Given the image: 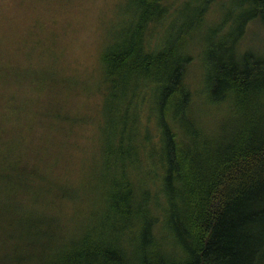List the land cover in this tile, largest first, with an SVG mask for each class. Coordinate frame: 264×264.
<instances>
[{
  "label": "trees",
  "instance_id": "1",
  "mask_svg": "<svg viewBox=\"0 0 264 264\" xmlns=\"http://www.w3.org/2000/svg\"><path fill=\"white\" fill-rule=\"evenodd\" d=\"M41 1L0 11V264H264V0H123L88 70Z\"/></svg>",
  "mask_w": 264,
  "mask_h": 264
},
{
  "label": "rangeland",
  "instance_id": "2",
  "mask_svg": "<svg viewBox=\"0 0 264 264\" xmlns=\"http://www.w3.org/2000/svg\"><path fill=\"white\" fill-rule=\"evenodd\" d=\"M8 1L9 0H0V11L6 9ZM11 3L12 1H10L9 5ZM124 5L125 1L123 0H43L39 3L37 10L42 12L39 14L41 26L33 32L41 37H45L48 33V29L53 26V30H50L48 36L52 40L65 43L67 36H70L72 40L71 45H75L74 51L71 50L72 53L70 54L74 55L76 60L80 63L79 66L88 70L92 67L91 64L95 54V44L99 45L100 41L101 44L105 42L108 36L107 31L115 25L113 24L115 18L118 19ZM195 6L196 2H193V0H183L180 6L177 7L180 14L177 13L174 19L172 16L169 22V32L167 33L173 36V25L175 27L185 25L187 20L182 17V15L188 10L192 11L195 9ZM34 20L35 18L29 20L26 26L30 28ZM52 21H56V23L53 25ZM44 26L48 28L45 31L43 30ZM257 29L255 33L253 30L251 31L247 38V42L250 46L264 47V32L260 26ZM100 31L102 32L100 33ZM60 34H63L62 38ZM97 55L98 51L96 53V56ZM70 58L73 59L72 57ZM34 207L39 208L40 206L36 205ZM35 214L41 217L50 216L52 220L48 221L46 224L55 226L56 228L60 227L63 229L64 233L68 232L69 226H64L63 224L71 225L70 222L65 221V219L61 217V214H57L54 205H48L45 211H35ZM14 221L15 220L12 221L11 219V222H6L0 219V224H13ZM21 223L22 222H19V224ZM71 223L72 226L75 225L72 221ZM23 224L29 227L27 222ZM60 237L61 235H59L57 239ZM29 241L32 242L31 237ZM62 242L64 241L58 243L57 246L60 247ZM31 249L32 247L30 249H23V251H29ZM55 257L56 252L51 255V260H56Z\"/></svg>",
  "mask_w": 264,
  "mask_h": 264
}]
</instances>
